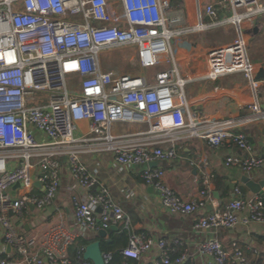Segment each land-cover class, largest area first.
I'll return each instance as SVG.
<instances>
[{
	"label": "built area",
	"instance_id": "obj_1",
	"mask_svg": "<svg viewBox=\"0 0 264 264\" xmlns=\"http://www.w3.org/2000/svg\"><path fill=\"white\" fill-rule=\"evenodd\" d=\"M193 3L197 21L190 23L182 11L173 9V0H0V228L5 244L23 257L18 261L0 257V264H73L69 248L76 240L112 225L130 233L129 244L121 250L123 264L140 260L153 249L160 255L156 264H187L186 254L174 258L172 244L178 240L146 237L133 230L111 189L100 185L83 160L86 153L103 151L113 152L122 166H142L141 177L158 192L168 212L199 213L195 228L210 234L200 249L211 257V264H249L244 248L235 241L227 249L220 234L239 224L264 223L262 197L237 198L208 210L214 200L209 188L186 200L165 184L164 170L152 165L175 158L177 151L175 145L163 148L150 137L186 130L199 134L198 114L185 90L188 78L180 70V51L189 44L186 37L217 25H239L264 13V0H229L231 13L219 20L214 4ZM130 47L141 69L170 67L153 76L103 69V50ZM201 54L206 79L241 72L257 86V66L249 59L243 36ZM249 107L254 118L264 117L258 102ZM83 121L88 122V130L78 134ZM208 122L212 124L202 136L212 146L234 144L247 153L243 159L229 157L227 165H238L248 173L264 169V156L255 153L237 124ZM138 124L147 128L134 131ZM64 159L80 188L100 185V189L84 199L74 197L79 232L55 224L37 243L18 231L11 214L22 216L30 206L43 210L53 203ZM85 249L78 251V263L94 264L84 260ZM113 256L103 251L106 264Z\"/></svg>",
	"mask_w": 264,
	"mask_h": 264
},
{
	"label": "crops",
	"instance_id": "obj_2",
	"mask_svg": "<svg viewBox=\"0 0 264 264\" xmlns=\"http://www.w3.org/2000/svg\"><path fill=\"white\" fill-rule=\"evenodd\" d=\"M202 1L203 6L215 5L219 11V20L226 19L231 13L229 0ZM173 5L174 10L182 11L188 22L197 21L193 0H173ZM203 19L206 22L211 20L205 14ZM207 31L186 37L189 44H185L180 51L183 56L180 70L182 76L188 78L185 90L192 110L198 114L199 134L186 130L150 138L159 142L163 148L175 145L177 151L175 158L158 161L157 165L164 170L165 184L186 200L199 197L202 190L209 188L214 196L213 202L208 204V210H211L224 207L237 198H252L250 189L242 182L244 175L255 181L264 180V169L248 173L238 165L226 164L229 157L243 159L247 154L245 151L234 144L214 147L202 136L212 124L208 120L232 121L238 125L236 128L248 135L255 153L264 156V117L254 118L255 113L249 107L250 104L258 102L264 113V78L257 77L258 73L264 70V13L245 18L239 25L226 23L209 29L211 32L205 34ZM231 32H234V35ZM198 36L200 37L197 38ZM239 36L245 38L249 59L257 66L254 74L257 86L254 87L251 80L241 72L227 74L217 80L206 79L204 75L207 66L201 52L210 47L230 43L234 37ZM81 127L82 132L78 134L87 132L88 122H81ZM120 129L119 124L115 126L117 132ZM175 138L178 139L174 141ZM82 146L88 147L85 144ZM83 160L90 171L99 177L100 185H107L111 189L115 201L124 208L135 232L146 237L178 240L180 243L172 244L176 250L174 255L186 254L187 263H212L211 257L203 254L200 249L201 243L210 234L195 228L199 213L172 214L165 210L158 192L145 184L141 177L142 166H122L116 162L111 151L89 152L83 155ZM60 176L58 194L49 207L39 210L30 206L24 210L22 216L12 215L18 231L28 238L35 239L37 243L42 241L45 232L55 224L63 223L70 231L79 232L74 197L84 199L89 193H96L100 189V185L92 190L80 188L65 159L60 167ZM218 187L221 192H225L224 198ZM238 188L241 193L236 192ZM215 191L219 193L220 199L215 196ZM117 227L118 229L113 230L121 228ZM98 232L88 231L87 235L82 237L94 238ZM106 238L112 240L109 230ZM220 239L227 249L231 248L233 242H238L244 248L249 264H253L258 256L264 260V223L239 224L232 230L222 232ZM76 242L72 246L77 245ZM4 252L12 261L23 258L15 249L8 251L0 228V255ZM159 257L157 249H153L138 261L139 264H156Z\"/></svg>",
	"mask_w": 264,
	"mask_h": 264
},
{
	"label": "rangeland",
	"instance_id": "obj_3",
	"mask_svg": "<svg viewBox=\"0 0 264 264\" xmlns=\"http://www.w3.org/2000/svg\"><path fill=\"white\" fill-rule=\"evenodd\" d=\"M192 3V2H191ZM190 3V4H191ZM207 5V4H205ZM228 30V28H227ZM211 31H207L205 34L210 33ZM234 35V32H231ZM229 35V34H227ZM198 36L197 38H199ZM235 39V37L233 38ZM134 54V47L130 48H107L100 53V58L102 62V67L105 71H112L115 74H138L143 72L146 75L153 76L158 71L170 67V65H159L153 68H144L141 69L139 63L136 59H132ZM47 98V97H46ZM47 100V99H46ZM133 128L146 129V125H135ZM132 128V129H133ZM13 191V190H10ZM16 225V224H15ZM17 226V225H16Z\"/></svg>",
	"mask_w": 264,
	"mask_h": 264
},
{
	"label": "trees",
	"instance_id": "obj_4",
	"mask_svg": "<svg viewBox=\"0 0 264 264\" xmlns=\"http://www.w3.org/2000/svg\"><path fill=\"white\" fill-rule=\"evenodd\" d=\"M218 189L221 192V189L218 187ZM228 190H226V193H228ZM221 196L224 198L226 196L225 192H221ZM264 210V207H263ZM111 233L112 242L106 243L105 239L101 238L99 234L96 235L94 238H79L76 242L77 245L70 247V256L73 261V264H78V258L77 254L81 247H86L89 243L96 241L98 239L103 241V250L105 252L111 251L113 252L114 256L112 261L109 264H123V262L126 260L124 256L121 253L122 248L126 247L129 244V238L130 233L126 229H119V230H113L111 227L108 229ZM176 255H174L175 258ZM2 258H9V255L4 252L0 255ZM9 260V259H8ZM129 264H139L138 260L135 259H128ZM190 264V263H187ZM253 264H264V260L261 256H258Z\"/></svg>",
	"mask_w": 264,
	"mask_h": 264
},
{
	"label": "water",
	"instance_id": "obj_5",
	"mask_svg": "<svg viewBox=\"0 0 264 264\" xmlns=\"http://www.w3.org/2000/svg\"><path fill=\"white\" fill-rule=\"evenodd\" d=\"M257 77L264 78V70L259 72ZM152 165H157V162H153ZM242 182L250 189L251 191L250 197H253L255 194H259L262 197L263 202H264V180L255 181L250 176L244 175L242 177ZM214 194L218 199H220L219 193L217 191H215ZM98 211H101V208H99ZM11 215H13V213ZM111 228L118 229V227L114 225ZM98 234L101 238L106 239L105 240L106 243L112 242V240L106 238L108 234V230L100 229ZM11 250H12V247L9 245L8 251H11ZM103 251H104L103 241L102 240L93 241L86 246V249L84 251V260L92 261L94 264H106L103 258ZM79 264H82V263H79Z\"/></svg>",
	"mask_w": 264,
	"mask_h": 264
}]
</instances>
